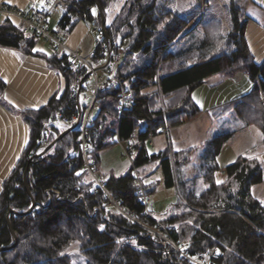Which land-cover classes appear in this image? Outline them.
<instances>
[{
    "label": "trees",
    "instance_id": "obj_1",
    "mask_svg": "<svg viewBox=\"0 0 264 264\" xmlns=\"http://www.w3.org/2000/svg\"><path fill=\"white\" fill-rule=\"evenodd\" d=\"M67 1L69 7L58 25L71 31L83 20L101 27V16L93 10L95 0ZM96 1L104 14L110 45L118 48V41H128L116 74L130 83L134 103L119 116V89L112 87L98 94L97 112L89 128V160L99 172L102 186L84 167L76 131L63 135L53 152L30 157L46 121L60 107L68 106L75 75L68 54H42L48 66L65 78L66 86L61 95L54 94L41 107L22 112L29 126V141L2 182L0 247L14 241L8 210L25 212L32 201L36 206L25 215L9 213L18 243L10 250H0V264H193L183 261L160 237L152 236L149 228L174 242L187 240L193 255L217 250V264H264V201L252 192L254 185L264 181L260 157L255 152L238 156L224 167L225 179L218 182L215 173L221 167L216 157L230 131L209 141L201 171L192 177L184 168L196 148L150 152L148 146V137L162 126L175 127L198 115L192 92L205 78L242 69L253 80L260 76L254 83L251 97L255 98L249 110L258 114L261 95L262 109L257 116L264 132V62L256 63L249 50L245 23L241 22L242 6L228 0L231 30L223 35L222 23L212 19L188 31L189 22L177 13L173 0ZM36 43V36L22 33L8 18L1 20L0 46L39 55ZM193 51L198 58L188 66L186 58ZM159 61H171L174 68L169 71L167 64L161 71ZM5 86L0 80V93ZM2 104L14 111L9 103ZM139 122L145 129L129 168L119 175L101 171V153L116 143L129 145ZM151 166L162 171L164 187L177 191L176 201L160 220L145 214V204L137 193V177L142 180L139 174ZM26 169L27 187L23 182ZM141 184L146 193H153L156 187V183ZM75 242L77 250L68 252Z\"/></svg>",
    "mask_w": 264,
    "mask_h": 264
},
{
    "label": "crops",
    "instance_id": "obj_2",
    "mask_svg": "<svg viewBox=\"0 0 264 264\" xmlns=\"http://www.w3.org/2000/svg\"><path fill=\"white\" fill-rule=\"evenodd\" d=\"M235 1L242 6L241 22L245 23V36L249 50L253 54L255 62L261 64L264 59L262 62H257L256 59L260 60L263 58L261 54L257 58V53L260 52L261 44L264 40V28L261 27V18L264 17V0ZM0 3L31 13L34 8L44 5L46 0H0ZM53 10L58 9H52L51 15ZM6 18L9 19L10 17L4 14L1 20ZM186 18L189 20V17ZM10 20L16 21L15 17L10 18ZM250 20L252 21V26L249 29ZM79 22H83L85 27H79L73 37L68 35L67 38L69 46L77 49L78 52L86 33L92 30L88 23L83 20L78 21L76 25ZM197 25L194 23L190 29ZM227 25L228 27L230 26L231 30V23ZM230 30L228 29L226 33ZM262 34L263 36L261 37ZM44 49L38 42L35 45V51L39 55L25 54L17 48L0 46V80L6 84L3 92L0 93V192L3 180L8 177L29 141V126L24 120L22 112L26 109L41 107L54 94L59 96L65 90V78L57 71L51 69L45 57L42 56V54L50 55L49 43L48 49ZM91 50H86V53L89 54ZM197 58V52L193 51L186 58L187 65L192 66L197 61ZM172 63L171 61L165 62L169 66V71L174 68ZM239 71H244L246 76L243 74L241 79H233L235 73ZM236 72L232 75L216 73L205 78L203 83L192 92L193 100L200 110L198 115L191 121L175 127H169L167 132L156 133L151 140H148V146L153 145V141L157 136H166V139H164L161 148L150 152L162 151L168 147L172 151L185 150L191 147L196 148L193 154L200 159L199 168L196 167L197 171L195 173L191 174L188 172L189 165L192 163L191 160L184 169L187 176L191 177L196 175L197 172L200 173V164L209 141L216 135L230 131L231 135L223 143L216 157V162L218 163L219 156L226 148L225 146L228 147L234 138H236L237 142H242V144L237 150H233V154L227 161L223 162L222 166L218 164L223 172L224 167L228 163L246 152H255L264 164V132L259 127L260 119L257 116L259 114L255 115L254 112L249 110V103L252 100L251 96L255 85L254 80L251 79L245 69ZM213 76H218L220 79H208ZM223 85L227 86L224 91L222 89ZM203 86H205V89L200 91ZM261 99L260 95V103ZM3 101L12 105L14 111L8 110L2 104ZM237 101H242V103H236ZM127 147L119 150V154L125 156L124 151ZM108 154L110 155L102 156L101 154V163L102 161H110L116 158L114 151ZM127 158L130 163H128L127 167H129L132 163V157L127 156ZM107 170L113 172L110 168H107ZM153 174H156V172ZM153 174L146 176V178L149 177V181H143V183L149 184L153 182L150 181ZM262 184L263 182L254 185L252 192L256 198L264 201V194L260 193Z\"/></svg>",
    "mask_w": 264,
    "mask_h": 264
},
{
    "label": "built area",
    "instance_id": "obj_3",
    "mask_svg": "<svg viewBox=\"0 0 264 264\" xmlns=\"http://www.w3.org/2000/svg\"><path fill=\"white\" fill-rule=\"evenodd\" d=\"M69 7L67 0H46V3L40 7L34 8L31 13L24 10L16 9L5 3H0V22L5 14L10 18L15 17L12 21L22 33L36 37H42L49 43V50L53 56L68 54L74 63L75 75L68 91V106L60 107L42 128L39 144L33 155L44 152L41 157L47 153L53 152L56 146V139L67 129L73 127L71 131L78 132L76 143L79 153L83 157L84 167L91 173L97 183L102 186L99 172L94 171L93 162L89 160L90 139L89 128L93 123L95 114L92 111L97 108L98 94L112 87L119 89V103L117 106L119 116L125 110L131 109L134 103V96L130 89V83L123 76L116 74V68L121 61L124 50L121 47L110 45L108 39L104 36L100 28L94 27L95 45L87 56L79 54L78 50L71 48L67 44L68 31L60 25L54 29L49 27V17L52 9L66 11ZM9 18V19H10ZM116 46V45H115ZM102 70V74L98 70ZM260 76L257 75L254 83H258ZM77 124V126H76ZM145 129L143 122H139L134 129L132 142L125 149L126 156L132 157L135 146L140 142L139 135ZM169 127L162 126L159 132H167ZM153 135L148 137L151 140ZM48 147V148H47ZM47 150L45 151V149ZM139 188L137 193L140 194L142 202L145 204V214L149 215L147 205L150 202L152 193H146L141 181L137 177ZM152 236H158L164 242L170 245L171 250L180 253L183 261L193 264H217L219 258L218 251L213 249L209 252H203L193 255L188 249V241H172L166 234L156 229L149 228Z\"/></svg>",
    "mask_w": 264,
    "mask_h": 264
},
{
    "label": "rangeland",
    "instance_id": "obj_4",
    "mask_svg": "<svg viewBox=\"0 0 264 264\" xmlns=\"http://www.w3.org/2000/svg\"><path fill=\"white\" fill-rule=\"evenodd\" d=\"M173 2H174V8L177 10V13L181 17H183V18L189 17V20H187V18H186V20L189 22V25L187 28L188 31L195 28V27H193L192 29H190L194 25V23H196V25L197 24L200 25L203 22H206V21L211 20V19L212 20H219L222 23L223 35L227 34L226 31H228V29L230 30V26L228 27V25H227L230 23L229 15H228V0H173ZM93 10L96 12L97 11L96 7H94ZM62 14H63L62 10H59V9L53 10L52 15L49 17L50 29H54L55 27H57L58 20ZM83 25H84L83 22H79L76 26H74V28L71 31H68L69 35L71 37H73L75 32L79 29V27L80 28L85 27ZM251 26H252V21L250 20L249 29L251 28ZM90 27H91V29L94 28L93 25H91ZM261 27L264 28V17L261 18ZM261 31H262V29H261ZM262 36H263V34L261 35V37ZM95 40H96V36H95V33L93 32V30H91L89 33H86V35L83 39L82 46H81V48H79V54L82 56H87L88 53H86V50L93 49V47L95 45ZM37 42L45 48L44 50L48 49V41L45 40L44 38L39 37L37 39ZM263 42H264V40H263ZM263 42L261 44L260 52L257 53V58H259L260 54H261V57L263 56V58L260 60L256 59L257 62H260V61L262 62V60L264 59V44H263ZM117 44L119 45L118 47H121L122 50H125L126 46L128 44V41H125L124 43L123 42L121 43L118 41ZM68 46H69V44H68ZM49 53H50V50H49ZM192 53L193 52H191V54ZM186 62H187V60H186ZM163 63L164 62L161 63V61H159V66L160 67L162 66V68L160 69L161 71H163L166 67L165 66L166 64L165 63L163 64ZM98 73L102 74V70L101 69L98 70ZM243 74L245 75L246 73L244 71H239L238 73L236 72L235 77H233V79H241ZM208 79H220V78H218V76H213V77H210ZM223 79H231V78H223ZM206 81H208V80H206ZM226 88H227L226 85L222 86L223 91ZM204 89H205V86H203V88H201L200 91H203ZM254 98L255 97H253L252 100ZM261 109H262V105L259 103L258 111H257L258 114L261 113ZM96 112H97V108L92 111V114H96ZM164 139H166V136H157L153 141V145L149 146V150L150 151H156L158 148H161ZM241 144H242V142H237L236 138H234L230 142L228 147L225 146L226 148H224V151L219 156L218 164L220 166H222L223 162L227 161L229 159V157L233 154V150H237L241 146ZM125 147H127V142L123 141L121 144L116 143L115 145H113L109 149L103 151L101 153L102 156L110 155L108 153H111L112 151H114L116 153V158L111 159L110 161H107V160H105L104 162L102 161L101 170L104 172H109L107 170V168H110V170L113 171V174H115V175L123 174L129 168V167H127L128 163H129V159L127 158L126 155L124 156L123 154H119V150H122ZM199 161H200L199 157L197 155L193 154L192 163H191V165H189L188 172H190L191 174L195 173L197 171V168H199ZM199 171H201V170H199ZM155 172H156V174H153ZM151 174H153V175H152V178L150 181H153V182H151L149 184L154 185L156 183V187H155L154 192L152 193V196L150 198V202L147 205V209L151 213V216L154 219L160 220L164 217V213L170 207V205L176 201L177 195H176V190L174 187L173 188L164 187L162 173H161L160 169H155L154 166H151L150 169L145 171L144 173L139 174L142 176V180H140L141 183L143 181L148 182L149 177L146 178V176L151 175ZM185 174L187 175V173H185ZM198 174L199 173L197 172L196 175H198ZM196 175H194V176H196ZM225 176H226L225 172H223L221 169L219 171H216V173H215V179L218 182L223 181ZM146 185H148V184H146ZM260 193L264 194V181H263V184L261 186ZM110 201H111V203H114L113 200L110 199ZM77 248H78V243L75 242L68 249V252H74L75 250H77Z\"/></svg>",
    "mask_w": 264,
    "mask_h": 264
},
{
    "label": "water",
    "instance_id": "obj_5",
    "mask_svg": "<svg viewBox=\"0 0 264 264\" xmlns=\"http://www.w3.org/2000/svg\"><path fill=\"white\" fill-rule=\"evenodd\" d=\"M95 6H96V8H97V10H98V12H99V14H100V16H101V27H100V29H101V31L103 32L104 36H105L106 38H108V34H107V31H106V28H105L104 14H103V11H102L101 6L99 5V3H98L96 0H95ZM76 126H77V124H76ZM72 129H73V127L70 128V129H67L66 131H64V132H63V133H62V134L56 139V141H58L63 135H65L66 133L70 132ZM47 148H48V147H47ZM47 148L45 149V151L47 150ZM43 153H44V152L37 153V154L33 155V158L41 157ZM26 172H27V169L24 171L23 182H24V185L27 187ZM35 206H36L35 201H32L30 207H29L28 210L25 211V212H18V211H15V210H13V209H9V210H8V212H7V222H8V225H9L10 229H11V232H12V234H13L14 241H13V243H12L11 245H9V246H3V247H0V250H1V251L10 250V249L14 248V247L17 245V243H18V235H17V233L12 229L11 224H10V222H9V213L13 212V213L18 214V215H25V214L30 213V212L35 208Z\"/></svg>",
    "mask_w": 264,
    "mask_h": 264
}]
</instances>
